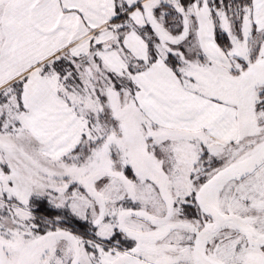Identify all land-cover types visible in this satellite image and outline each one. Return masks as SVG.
I'll use <instances>...</instances> for the list:
<instances>
[{"label":"snow or ice","instance_id":"snow-or-ice-1","mask_svg":"<svg viewBox=\"0 0 264 264\" xmlns=\"http://www.w3.org/2000/svg\"><path fill=\"white\" fill-rule=\"evenodd\" d=\"M0 264H264V0H0Z\"/></svg>","mask_w":264,"mask_h":264}]
</instances>
